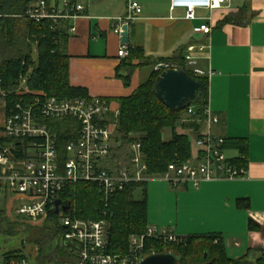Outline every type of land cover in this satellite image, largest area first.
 <instances>
[{"label": "crops", "instance_id": "obj_1", "mask_svg": "<svg viewBox=\"0 0 264 264\" xmlns=\"http://www.w3.org/2000/svg\"><path fill=\"white\" fill-rule=\"evenodd\" d=\"M129 1L80 0L83 14L66 22L67 28L75 27L73 33L67 30L65 44L69 84L85 87L90 97H104L116 108L117 98L132 94L149 78L156 62L182 63L187 48L194 46L189 54L200 68L211 70L207 104L218 117L211 134L246 143L247 172L240 178L204 181L198 187H171L161 181L147 193L146 185L141 197L146 200L147 223L181 237L217 234L229 258H239L249 250L255 258L263 256L264 0L197 7L192 19L186 17L185 8H170V0H133L142 11L129 24V40L123 43L112 25L115 17L126 13ZM203 23L211 26L210 32L194 30ZM123 44L127 55L120 57L117 52ZM129 58L133 70L126 84L119 74L126 73L123 62ZM4 109L0 98V126ZM176 131L192 135L191 155L195 154L193 130L178 126ZM225 152L231 158L239 154L235 149ZM139 187L133 189L135 199ZM170 207L172 212L167 213Z\"/></svg>", "mask_w": 264, "mask_h": 264}, {"label": "built area", "instance_id": "obj_2", "mask_svg": "<svg viewBox=\"0 0 264 264\" xmlns=\"http://www.w3.org/2000/svg\"><path fill=\"white\" fill-rule=\"evenodd\" d=\"M228 2L170 0V8L183 7L186 17L192 19L197 7L213 9ZM84 8L80 1L48 3L36 0L18 16L35 22L48 19L55 25H62L81 16ZM141 11L140 4L130 0L126 13L113 19L114 33L121 36L122 27H128ZM67 30L73 33L75 27L68 26ZM194 30L208 33L211 26L203 23ZM194 48H187L183 64L158 61L153 70L180 68L190 70L195 76L208 77L211 70L200 68L189 54ZM117 55H127L125 44ZM29 72L30 69L12 90L18 99L9 107L5 100L9 92L1 88L0 79V98L5 104L0 126V201L12 220L19 218L41 223L50 212H54L56 200L66 201L63 196L68 191L67 187L78 182L95 184L104 209L101 218H79L70 203L67 210L59 208V212L55 213L63 228L60 243L73 254L75 264H137L149 255L144 251L146 237L177 243L183 240L167 228L148 225L144 234L130 235L124 254L109 253L107 209L112 197L127 186L138 187L140 183L157 178L171 187L187 184L198 187L204 181L240 178L247 172L244 164H235L226 155L222 140L212 136L211 127L218 122V117L208 104L201 113L203 129L194 140L196 153L182 163L170 162L162 174H148L140 142L119 146L115 139L118 107L112 108L110 101L104 97L41 96L27 87ZM187 114H194L192 105L188 107ZM59 130L63 131V143ZM5 252L13 256L4 259ZM0 253L2 264H37V246L22 240L18 246L3 249Z\"/></svg>", "mask_w": 264, "mask_h": 264}, {"label": "trees", "instance_id": "obj_3", "mask_svg": "<svg viewBox=\"0 0 264 264\" xmlns=\"http://www.w3.org/2000/svg\"><path fill=\"white\" fill-rule=\"evenodd\" d=\"M36 0H0V79L1 88L7 92V107L18 99L12 90L21 76L28 70L27 87L41 96L58 98L89 97L87 89L82 86H71L68 81V55L65 44L68 37L66 23L55 25L51 20L43 19L35 22L24 16H18L25 8ZM58 3L60 0H46ZM79 2L80 0H70ZM36 47V60H33V47ZM131 59L123 62L125 74L121 75L124 83H128L133 70ZM183 64V59L181 61ZM161 71L152 70L147 80L138 85L132 94L118 97L119 114L116 120L115 139L119 146L140 142L143 160L147 165L148 174H162L170 162L182 163L191 156V141L188 134L178 133V126L190 127L198 136L202 126V110L207 105V77L203 79L205 90L199 99L190 104L194 114H187L188 107L172 111L155 96L153 85ZM28 96H32L29 94ZM183 116L189 120L180 123ZM170 128L171 136L164 140L162 131ZM60 131V130H59ZM63 131H60L63 143ZM225 149H235L238 156L231 161L242 165L245 163L246 143L239 138H224ZM144 184L143 183H140ZM68 188L63 198L75 209L79 218L99 219L103 216L100 195L96 185L78 182ZM135 187L127 186L115 194L107 209L109 235L107 251L124 254L128 249V240L132 234H144L148 227L146 200L133 197ZM24 220H11L4 207L0 206V232L7 236L25 234L21 239L24 243L37 246V264H75L73 254L60 243L63 230L58 222V215L50 212L48 217L33 226ZM23 227V230H20ZM25 238V239H24ZM217 239L216 241H214ZM27 241V242H26ZM144 251L173 252L178 255V264H264L263 256L255 258L253 251H247L239 258L226 256L221 239L217 234L189 235L181 242H166L162 239L146 237ZM10 251L9 253H12ZM5 252L4 259L13 256Z\"/></svg>", "mask_w": 264, "mask_h": 264}, {"label": "water", "instance_id": "obj_4", "mask_svg": "<svg viewBox=\"0 0 264 264\" xmlns=\"http://www.w3.org/2000/svg\"><path fill=\"white\" fill-rule=\"evenodd\" d=\"M121 41L128 43V27H122ZM203 79L190 75L184 69L168 68L162 70L156 77L153 90L155 96L172 111L181 110L194 104L205 90ZM69 201H55L54 213L59 208L67 210ZM178 255L173 252H155L142 258L137 264H178Z\"/></svg>", "mask_w": 264, "mask_h": 264}, {"label": "rangeland", "instance_id": "obj_5", "mask_svg": "<svg viewBox=\"0 0 264 264\" xmlns=\"http://www.w3.org/2000/svg\"><path fill=\"white\" fill-rule=\"evenodd\" d=\"M33 60L35 61L36 60V47L34 46L33 47ZM189 119L186 117V116H183L180 123H183V122H187ZM162 137L164 140H167L169 139L170 137V128H165L163 129L162 131ZM189 138H190V141H193V137L192 135H189ZM232 152L231 151H228L227 154H231ZM161 181H164V180H160V179H149L148 181H146L144 184H141L140 187L138 188V190L135 192L134 196L138 199H141L142 197V190L145 189V186H146V189H147V193L148 192V189L151 188L155 183H159ZM163 183H166V181H164ZM152 185V186H151ZM172 212V209L171 207L168 209L167 213H171ZM13 216L16 217V214L13 213ZM33 226H38L40 225L39 223H33L32 224ZM163 228H166V227H163ZM20 230H23V227H20ZM23 237H25V234H18V235H14V236H7L5 234H3L2 232H0V249L3 250V249H8V248H14V246H18V242L23 239ZM25 239V238H24ZM27 242V241H26ZM0 250V251H1Z\"/></svg>", "mask_w": 264, "mask_h": 264}]
</instances>
